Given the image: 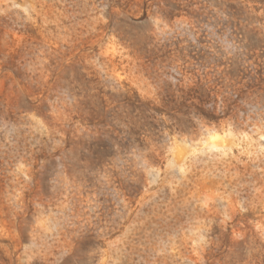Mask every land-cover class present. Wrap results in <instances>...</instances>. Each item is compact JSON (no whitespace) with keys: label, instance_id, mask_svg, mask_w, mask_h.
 <instances>
[{"label":"rangeland","instance_id":"obj_1","mask_svg":"<svg viewBox=\"0 0 264 264\" xmlns=\"http://www.w3.org/2000/svg\"><path fill=\"white\" fill-rule=\"evenodd\" d=\"M0 264H264V0H0Z\"/></svg>","mask_w":264,"mask_h":264},{"label":"trees","instance_id":"obj_2","mask_svg":"<svg viewBox=\"0 0 264 264\" xmlns=\"http://www.w3.org/2000/svg\"><path fill=\"white\" fill-rule=\"evenodd\" d=\"M200 102H202V99L200 97H197Z\"/></svg>","mask_w":264,"mask_h":264},{"label":"bare ground","instance_id":"obj_3","mask_svg":"<svg viewBox=\"0 0 264 264\" xmlns=\"http://www.w3.org/2000/svg\"><path fill=\"white\" fill-rule=\"evenodd\" d=\"M210 137H212V136H210ZM215 138H217V139H218V138H219V136H216ZM218 140H219V139H218ZM210 144H211V142H210Z\"/></svg>","mask_w":264,"mask_h":264}]
</instances>
